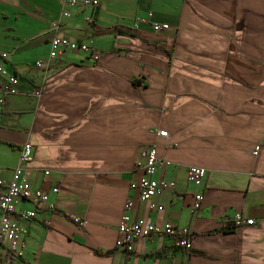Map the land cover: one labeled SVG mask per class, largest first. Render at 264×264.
I'll use <instances>...</instances> for the list:
<instances>
[{"label":"crops","instance_id":"crops-1","mask_svg":"<svg viewBox=\"0 0 264 264\" xmlns=\"http://www.w3.org/2000/svg\"><path fill=\"white\" fill-rule=\"evenodd\" d=\"M53 35L100 58L75 50L36 66ZM1 52L18 84L0 104V180L29 141L30 185L53 206L17 202L36 214L22 253L0 246V264H264V0H0ZM151 144L167 160L157 177L175 183L151 199L162 210L130 188ZM191 165L206 169L201 187L187 179ZM129 199L131 218L189 228L192 248L151 234L117 249ZM235 212L255 223L234 226Z\"/></svg>","mask_w":264,"mask_h":264},{"label":"built area","instance_id":"built-area-1","mask_svg":"<svg viewBox=\"0 0 264 264\" xmlns=\"http://www.w3.org/2000/svg\"><path fill=\"white\" fill-rule=\"evenodd\" d=\"M69 5H80L86 7L89 5H98L100 0H65ZM64 13V12H63ZM68 16L67 13H64ZM155 31L165 30L169 28L167 23L152 22ZM79 50L82 52H89L94 60L100 58V53L87 44L79 43L61 36L53 35L49 43V55L43 60H37L36 66H48L51 61L58 59L66 54L68 51ZM8 53H0V104L4 102V96L7 94H16V85L18 78L15 75L7 74L3 60L8 57ZM4 79V82H1ZM159 137H167L168 132L163 130H154ZM259 144H257L252 153L257 155L259 151ZM33 147L29 141L23 143L19 153V162L15 167L13 176L9 181L0 180V186H3V191L0 192V246L10 252V255H20L22 253V245L26 240L28 234V220L32 219L36 214V210L17 211L16 204L19 200H27L37 204L39 207H50L52 204L48 203L49 194L41 188H34L30 185L26 165L32 159ZM167 160L160 157L153 144L143 146L139 149L136 157L135 166L141 172L138 180L131 183L132 188L137 195V198L142 202H149V208L154 210H162V204H154L151 199L158 195L165 188L174 187L173 181H167L163 178L157 177L156 173L165 164ZM206 169L200 165H191L187 168V179L197 187H201L205 176ZM47 174L48 172H44ZM57 188H53L55 192ZM134 200L129 199L124 204V212L120 217L116 247L121 252H131L135 248V242L143 237L152 235L165 234L172 237L174 243L178 247L185 249L192 248L190 239L191 231L186 227H176L171 223L157 224L151 221H146L142 218H131V210L134 206ZM203 203V194L197 190L193 194L192 202L190 203L191 214H196ZM17 213L20 220L14 219L13 214ZM74 221L79 227L85 225L84 220L75 217ZM230 223L234 226L242 224L251 225L255 223L253 218H246L241 212H235L230 218ZM19 257V256H18Z\"/></svg>","mask_w":264,"mask_h":264},{"label":"trees","instance_id":"trees-1","mask_svg":"<svg viewBox=\"0 0 264 264\" xmlns=\"http://www.w3.org/2000/svg\"><path fill=\"white\" fill-rule=\"evenodd\" d=\"M14 255H11V258L13 257Z\"/></svg>","mask_w":264,"mask_h":264}]
</instances>
